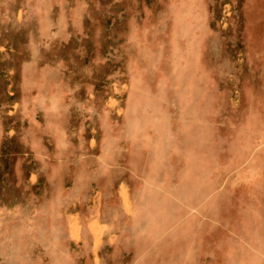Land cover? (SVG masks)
<instances>
[{
  "label": "rangeland",
  "instance_id": "1",
  "mask_svg": "<svg viewBox=\"0 0 264 264\" xmlns=\"http://www.w3.org/2000/svg\"><path fill=\"white\" fill-rule=\"evenodd\" d=\"M0 264H264V0H0Z\"/></svg>",
  "mask_w": 264,
  "mask_h": 264
}]
</instances>
